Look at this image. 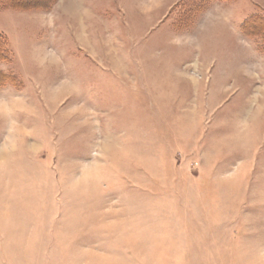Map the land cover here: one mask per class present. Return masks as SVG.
I'll list each match as a JSON object with an SVG mask.
<instances>
[{
	"label": "rangeland",
	"instance_id": "rangeland-1",
	"mask_svg": "<svg viewBox=\"0 0 264 264\" xmlns=\"http://www.w3.org/2000/svg\"><path fill=\"white\" fill-rule=\"evenodd\" d=\"M0 32V264H264V0H0Z\"/></svg>",
	"mask_w": 264,
	"mask_h": 264
},
{
	"label": "trees",
	"instance_id": "trees-1",
	"mask_svg": "<svg viewBox=\"0 0 264 264\" xmlns=\"http://www.w3.org/2000/svg\"><path fill=\"white\" fill-rule=\"evenodd\" d=\"M5 41H6L5 36L0 32V58H1V60L2 59L4 60L5 57L9 56L8 55L9 54L8 53V49L6 47V42ZM3 83H1V84H3Z\"/></svg>",
	"mask_w": 264,
	"mask_h": 264
}]
</instances>
